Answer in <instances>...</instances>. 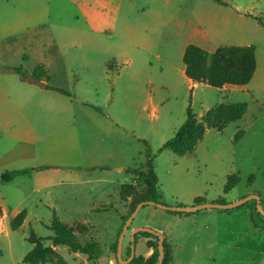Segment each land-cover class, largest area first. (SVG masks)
Segmentation results:
<instances>
[{
    "label": "rangeland",
    "instance_id": "1",
    "mask_svg": "<svg viewBox=\"0 0 264 264\" xmlns=\"http://www.w3.org/2000/svg\"><path fill=\"white\" fill-rule=\"evenodd\" d=\"M254 17L264 23V0H0V149L31 150L30 160H0V174L44 165L0 182V264H27L22 259L35 247L29 237L50 245L53 214L80 242L97 241L102 254L89 259L56 246L37 264H117L113 245L129 211L120 186L131 183L138 194L146 188L117 168L143 166L141 139L155 154L164 204L254 194L264 208V28ZM188 44L209 52L253 45L252 78L220 88L193 83L182 62ZM38 65L47 84L70 95L40 87L31 78ZM220 102L247 109L222 131L206 129L191 153L157 152L189 104L200 117ZM231 175L237 181L224 192ZM23 209V223L11 229ZM138 226L162 229L173 264H264V216L254 199L186 213L144 205L124 234L122 259ZM146 240L137 236L134 257L151 253Z\"/></svg>",
    "mask_w": 264,
    "mask_h": 264
},
{
    "label": "trees",
    "instance_id": "2",
    "mask_svg": "<svg viewBox=\"0 0 264 264\" xmlns=\"http://www.w3.org/2000/svg\"><path fill=\"white\" fill-rule=\"evenodd\" d=\"M222 6H229L232 0H214ZM257 22L264 28V23L261 18L254 17ZM182 62L184 66V74L193 83H205L213 87L220 88L224 85H245L253 76L256 68L255 47L253 45L236 46L225 45L216 48L214 51H207L195 44H188L182 54ZM109 67L111 65L109 64ZM16 72L22 78H25L20 67L15 68ZM45 71L42 65H38L32 73L33 80H45ZM44 88L55 90L66 95L70 93L62 88L45 83ZM97 111L101 109L93 105ZM245 103H229L220 102L215 106L206 110L198 117L192 110L190 104L185 110V120L177 128L174 135L167 139L158 148L157 152L163 149H168L177 156H184L191 153L196 144L203 138L204 132L208 128H213L222 131L230 122L240 119L246 112ZM243 134V129H238L234 137L236 141ZM144 144L145 161L141 168L127 169V172L132 173L136 178L142 180L146 188L143 194L135 192V187L131 183H123L120 186V199L126 201L129 198V211L123 216V223L128 215L133 211L136 204L140 201L152 200L161 202L163 193L158 187V178L154 171L155 154L151 152L147 141L141 139ZM38 168H44L39 166ZM30 168L5 170L0 174V182H9L18 175L26 174ZM237 178L231 175L224 186V192L229 191L236 183ZM204 202L203 197H195L194 203ZM213 202L224 203L222 198H218ZM262 203V201H261ZM173 213H186L175 212ZM3 210L0 205V216ZM26 216L25 209L19 211L10 220V228L17 229L23 223ZM49 229L53 231V235L49 236L50 245H42L37 243L38 238H30L35 241V247L27 252L22 261L27 264L43 263L54 253V247L64 246L72 253H81L89 259L98 258L102 254V249L97 241L80 242L73 232L68 229L59 219L53 214ZM138 235L146 238V246L151 249V253L146 256H136L127 264H156L157 261V236L148 232H138L134 236V242ZM116 245H113V250L116 255ZM164 258L162 264H173L171 255V245L164 237L163 240ZM116 263H118L116 258Z\"/></svg>",
    "mask_w": 264,
    "mask_h": 264
},
{
    "label": "water",
    "instance_id": "3",
    "mask_svg": "<svg viewBox=\"0 0 264 264\" xmlns=\"http://www.w3.org/2000/svg\"><path fill=\"white\" fill-rule=\"evenodd\" d=\"M35 82H37L40 86L43 85L42 81L39 80H35ZM250 199H254L256 202V210L262 214L264 216V208L262 206L261 203V199L259 197V195H248L245 196L239 200H236L234 202H229V203H220V202H201V203H197V204H193V205H167L161 202H155L152 200H145V201H140L136 204V206L134 207L133 211L128 215V217L126 218V220L124 221L121 231L118 235L117 238V245H116V258L119 264H127L131 261V259L134 257V236L138 233V232H148L151 233L155 236H157V251H158V255H157V261L156 264H162L163 258H164V248H163V240H164V235L162 233H160L157 230H154L152 228L146 227V226H138L136 228L133 229L132 231V244L130 247V252L129 255L126 259H122L121 257V248H122V240L124 237L125 232L127 231L129 225L131 224L133 218L136 216V214L138 213V211L140 210V208L144 205H153L156 206L158 208L167 210V211H175V212H194L196 210H199L201 208H218V209H223V210H227V209H231L234 207H237L243 203H245L246 201L250 200Z\"/></svg>",
    "mask_w": 264,
    "mask_h": 264
},
{
    "label": "crops",
    "instance_id": "4",
    "mask_svg": "<svg viewBox=\"0 0 264 264\" xmlns=\"http://www.w3.org/2000/svg\"><path fill=\"white\" fill-rule=\"evenodd\" d=\"M233 1V0H232ZM43 67H44V65H42ZM46 70V72H47V69H45ZM189 79V78H188ZM190 80V79H189ZM35 81V80H34ZM191 81V80H190ZM42 83H43V85L42 86H40V87H42V88H44V85H45V83H47L46 82V80H44V81H42ZM31 150H24L23 152H21V153H13L12 151H11V149L10 148H8V147H6V146H4L3 148H1L0 149V160L1 161H4V160H7V159H9V160H15V159H18V158H23V159H25V160H30V158H31V152H30ZM30 163V162H29ZM64 164H70L69 162H67V163H64ZM39 166H44L43 164H40V165H35V164H32L31 166H29V167H31L30 169L31 170H37L38 169V167ZM40 169H42V168H40ZM118 169V171L119 172H125V173H129V172H127V169L128 168H123V167H120V168H117ZM158 178V177H157ZM3 183H6V182H3ZM204 199V198H203ZM215 201V200H214ZM236 201V200H235ZM204 202H206V200L204 199ZM2 210H3V207H2ZM3 214H4V210H3ZM159 231H162V229L161 228H157ZM165 237V236H164ZM166 238V237H165ZM167 240V239H166ZM150 251H148V252H146V254H148Z\"/></svg>",
    "mask_w": 264,
    "mask_h": 264
}]
</instances>
